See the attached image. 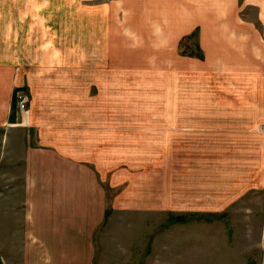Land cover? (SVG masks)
Instances as JSON below:
<instances>
[{
	"label": "crops",
	"instance_id": "crops-1",
	"mask_svg": "<svg viewBox=\"0 0 264 264\" xmlns=\"http://www.w3.org/2000/svg\"><path fill=\"white\" fill-rule=\"evenodd\" d=\"M94 49L106 53L102 95L163 93L180 106L167 117L236 118L252 132L264 120V0H0V140L21 141L0 157L21 168L3 173L0 202L17 219L0 223L1 264L94 263L108 212L99 172L38 136L29 145L30 116L15 118L13 96L32 97L39 69Z\"/></svg>",
	"mask_w": 264,
	"mask_h": 264
},
{
	"label": "rangeland",
	"instance_id": "rangeland-1",
	"mask_svg": "<svg viewBox=\"0 0 264 264\" xmlns=\"http://www.w3.org/2000/svg\"><path fill=\"white\" fill-rule=\"evenodd\" d=\"M104 55L60 58L39 69L32 97L13 91L27 96L23 111L14 102V116H30L29 145L38 136L40 146L89 159L99 172L108 212L94 233L93 264H264V120L256 133L236 118L167 117L180 106L163 93L102 95ZM7 133L0 157L21 144ZM8 167L0 164L2 194L3 173L21 170ZM4 199L0 223L17 219Z\"/></svg>",
	"mask_w": 264,
	"mask_h": 264
},
{
	"label": "built area",
	"instance_id": "built-area-1",
	"mask_svg": "<svg viewBox=\"0 0 264 264\" xmlns=\"http://www.w3.org/2000/svg\"><path fill=\"white\" fill-rule=\"evenodd\" d=\"M15 97V102L17 104V107L20 111H23L26 108V103H27V96L23 91H17L16 94L14 95Z\"/></svg>",
	"mask_w": 264,
	"mask_h": 264
}]
</instances>
